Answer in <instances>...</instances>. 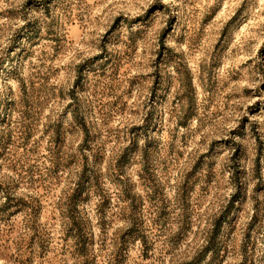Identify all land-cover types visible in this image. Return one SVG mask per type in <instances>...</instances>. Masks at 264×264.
<instances>
[{"label":"rangeland","instance_id":"1","mask_svg":"<svg viewBox=\"0 0 264 264\" xmlns=\"http://www.w3.org/2000/svg\"><path fill=\"white\" fill-rule=\"evenodd\" d=\"M0 264H264V0H0Z\"/></svg>","mask_w":264,"mask_h":264}]
</instances>
